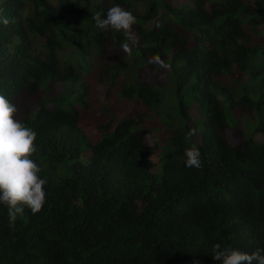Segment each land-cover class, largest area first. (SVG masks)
Segmentation results:
<instances>
[{"label": "trees", "instance_id": "1", "mask_svg": "<svg viewBox=\"0 0 264 264\" xmlns=\"http://www.w3.org/2000/svg\"><path fill=\"white\" fill-rule=\"evenodd\" d=\"M115 5L136 18L130 38L95 26ZM0 10V95L37 133L48 181L14 229L0 205V264H219L214 243L264 249V0ZM191 143L199 169L184 165Z\"/></svg>", "mask_w": 264, "mask_h": 264}, {"label": "clouds", "instance_id": "2", "mask_svg": "<svg viewBox=\"0 0 264 264\" xmlns=\"http://www.w3.org/2000/svg\"><path fill=\"white\" fill-rule=\"evenodd\" d=\"M93 19L101 32H122L130 38L135 16L119 5L108 8L101 18L97 12ZM12 21L0 10V24L7 26ZM128 46H124L127 51ZM148 63L159 65L161 69L170 66L156 54L148 58ZM18 109L4 95H0V205L7 210L8 227L15 228L17 217L25 209L33 215L42 210L45 199L47 180L41 178L40 166L31 159L37 151L35 144L37 133L16 119ZM198 135L197 128H189L185 138L192 141ZM184 165L188 168L202 167L201 152L195 143L184 149ZM212 259L219 264H264V249L258 248L251 253L242 252L220 243L212 246ZM193 264H200L194 261Z\"/></svg>", "mask_w": 264, "mask_h": 264}, {"label": "rangeland", "instance_id": "3", "mask_svg": "<svg viewBox=\"0 0 264 264\" xmlns=\"http://www.w3.org/2000/svg\"><path fill=\"white\" fill-rule=\"evenodd\" d=\"M171 3L172 4H176V5L183 4L184 3V0H171ZM52 87H54V90L56 92H61L62 90H64V87L62 86V84L61 85L54 84V85H52ZM171 89H172V85L166 86V88H165V94L168 95L171 92ZM47 92H48V89H47ZM166 98L167 97H165V100H166ZM167 100L170 101L168 98H167Z\"/></svg>", "mask_w": 264, "mask_h": 264}]
</instances>
